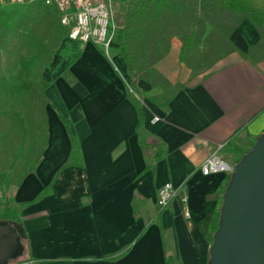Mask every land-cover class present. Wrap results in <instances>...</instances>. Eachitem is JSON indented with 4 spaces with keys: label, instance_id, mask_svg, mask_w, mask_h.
<instances>
[{
    "label": "crops",
    "instance_id": "obj_1",
    "mask_svg": "<svg viewBox=\"0 0 264 264\" xmlns=\"http://www.w3.org/2000/svg\"><path fill=\"white\" fill-rule=\"evenodd\" d=\"M226 32L228 51L171 93L152 75L179 81L178 39L153 72H133L135 91L119 44L107 54L60 39L41 75L42 119L28 122L25 174L9 182L12 167H0L10 201L27 203L20 211L23 251L5 264H166V254L176 264H209V224L228 173L205 176L200 166L219 144L233 165L231 150L250 149L264 133L262 32L246 16ZM137 101L144 128L166 149L155 170L153 150L143 151L137 133ZM61 115L78 141L76 165L65 166L73 145ZM168 183L179 191L161 208L159 190Z\"/></svg>",
    "mask_w": 264,
    "mask_h": 264
},
{
    "label": "rangeland",
    "instance_id": "obj_2",
    "mask_svg": "<svg viewBox=\"0 0 264 264\" xmlns=\"http://www.w3.org/2000/svg\"><path fill=\"white\" fill-rule=\"evenodd\" d=\"M129 6L130 3L124 4L123 0L113 1L114 19L119 27L127 28L130 24L126 19ZM202 17L203 13L198 9L196 20L184 18L174 24L175 29L195 32L197 38L186 59L180 62L179 81L173 83L166 82L163 75H159L158 71L154 74L151 70L161 59L154 63L149 61L141 43L133 39L137 22L131 23L128 35L132 42L135 74L148 75L152 71V78L163 82L171 93L182 85V80L193 81L209 70L228 51L226 31L231 23L220 27L215 20H205L204 17L203 22L211 26L208 30ZM64 35H67V29L60 23V11L56 6H48L41 1L17 4L0 0V167H12L9 169L12 170L9 182L18 181L25 174L28 122L34 116L35 119H42L46 103L42 95L41 75ZM174 39L182 43L179 34L171 42ZM115 44H118L117 38H113L111 48ZM226 149L221 154H229ZM14 156L16 158H12ZM1 185L8 197L6 187L3 183ZM12 241L14 246L10 249H0L1 262L8 259L9 253L19 249L14 238Z\"/></svg>",
    "mask_w": 264,
    "mask_h": 264
},
{
    "label": "trees",
    "instance_id": "obj_3",
    "mask_svg": "<svg viewBox=\"0 0 264 264\" xmlns=\"http://www.w3.org/2000/svg\"><path fill=\"white\" fill-rule=\"evenodd\" d=\"M123 3H130L129 11L126 16V19L130 24H128L127 28H118L117 42L120 51L127 62V73L131 77V87L134 91L137 89L133 74L134 54L131 51L132 42L130 40L131 37L128 35V30H131L130 25L135 21L137 22V25L134 32L135 37L133 39H136V42L141 43V47L142 49L144 48L151 63L163 59L170 52L172 46L171 40L177 34H179L182 40L179 60L180 62H183L186 59L191 47L195 44L197 34L193 31L189 33L186 30L182 31L181 29H175L174 24H176V22L180 23V20L184 18L196 20L198 9L203 13L202 22L204 21V17L205 20L213 19L220 27L229 23H234L236 19L241 16H246L262 32V42L264 43V0H199V3L197 0H123ZM205 24L207 25L206 22H203V25ZM137 108L139 113L137 133L140 139V144L143 151L148 155L149 151L153 150L151 166L152 169L155 170L157 162L165 156L166 149L164 144L154 134L148 132L144 128V115L139 101H137ZM61 118L66 125L73 145L69 161L65 166L76 165L79 162L78 141L71 130L69 119L62 115ZM253 139L254 145L258 137H253ZM250 149H232L231 152L235 156L233 166L239 163ZM231 180L232 172L228 173L224 183L219 188V207L211 217L207 234L210 244L213 243L214 234L221 224V206L223 204L224 194ZM52 186L53 183L43 190L37 199H41L49 194L52 191ZM2 188L3 186L1 185L0 179V199L3 198V202L0 204V228L5 227L14 229L21 241V238L23 239V237H25V232L23 230L20 211L27 205V203L15 205L8 199L6 192ZM159 213L160 212L158 211V214ZM148 227L149 224L142 228L136 239L141 238ZM23 248L24 246H21L22 251ZM127 250L128 248L124 252ZM165 260L166 264H176L172 255L166 254ZM22 263L32 264L30 259H26L18 264Z\"/></svg>",
    "mask_w": 264,
    "mask_h": 264
},
{
    "label": "water",
    "instance_id": "obj_4",
    "mask_svg": "<svg viewBox=\"0 0 264 264\" xmlns=\"http://www.w3.org/2000/svg\"><path fill=\"white\" fill-rule=\"evenodd\" d=\"M13 238L19 249L8 258L20 254V238L14 229L0 228V249L14 246ZM210 255L209 264H264V133L233 166Z\"/></svg>",
    "mask_w": 264,
    "mask_h": 264
},
{
    "label": "built area",
    "instance_id": "obj_5",
    "mask_svg": "<svg viewBox=\"0 0 264 264\" xmlns=\"http://www.w3.org/2000/svg\"><path fill=\"white\" fill-rule=\"evenodd\" d=\"M9 3L26 4L41 1L48 6H56L60 11V23L67 29L71 40L84 44H93L108 51L113 38H117V25L113 14L112 0H1ZM132 93H134L132 91ZM158 119V118H156ZM226 144H219L214 153L201 164L200 171L208 176L218 172L230 173L233 165L225 161L219 154ZM172 183L159 190L158 205L161 208L169 206L178 194ZM186 202L187 198L183 197ZM187 215L189 212L187 211Z\"/></svg>",
    "mask_w": 264,
    "mask_h": 264
}]
</instances>
